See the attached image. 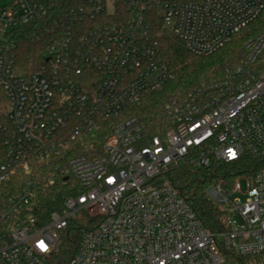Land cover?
I'll return each mask as SVG.
<instances>
[{
	"label": "built area",
	"instance_id": "1",
	"mask_svg": "<svg viewBox=\"0 0 264 264\" xmlns=\"http://www.w3.org/2000/svg\"><path fill=\"white\" fill-rule=\"evenodd\" d=\"M263 10L264 0L0 2V264H54L78 228L65 264H264V168L208 184L231 224L219 233L169 178L264 160V31L236 67L170 99L162 133L148 137L126 114L172 77L161 38L207 56ZM17 172L26 180H10ZM66 182L59 210L36 217L38 196Z\"/></svg>",
	"mask_w": 264,
	"mask_h": 264
},
{
	"label": "trees",
	"instance_id": "2",
	"mask_svg": "<svg viewBox=\"0 0 264 264\" xmlns=\"http://www.w3.org/2000/svg\"><path fill=\"white\" fill-rule=\"evenodd\" d=\"M261 31H264V10L253 22L234 35L224 47L207 56L190 53L184 43L177 38H161L158 43L159 54L168 63L172 77L159 89L146 94L139 103L129 107L126 114L137 117L144 124L148 137L162 133L168 129L166 116L168 101L172 98L180 100L200 84L221 77L228 69L236 67L246 54L244 43ZM261 168H264V160L244 156L237 162L220 164L213 168L212 172L208 169L181 166L173 169L169 173V178L196 210L204 226L212 232L219 233L230 229V220L205 196L206 187L222 173L225 176L250 175ZM26 178L27 175L17 172L10 180ZM70 192L68 182L48 187L38 196L36 203L39 212H34V215L47 220L52 211L59 210L63 199ZM80 233L81 228H78V232L69 231L61 238L54 264L67 262L75 251ZM227 257L236 264H263L259 258L254 257L235 255Z\"/></svg>",
	"mask_w": 264,
	"mask_h": 264
},
{
	"label": "rangeland",
	"instance_id": "3",
	"mask_svg": "<svg viewBox=\"0 0 264 264\" xmlns=\"http://www.w3.org/2000/svg\"><path fill=\"white\" fill-rule=\"evenodd\" d=\"M2 1H3V0H0V2H2ZM111 3H112L111 1L108 2V7L111 6ZM242 185H243V183H242ZM233 223L240 224V223H241L240 218H238V217L233 218ZM226 259H227L226 264H236L235 261L229 259L228 257H227Z\"/></svg>",
	"mask_w": 264,
	"mask_h": 264
}]
</instances>
